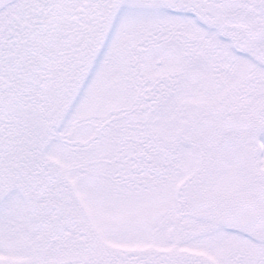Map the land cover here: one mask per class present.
<instances>
[{
  "label": "snow or ice",
  "instance_id": "6c2138e0",
  "mask_svg": "<svg viewBox=\"0 0 264 264\" xmlns=\"http://www.w3.org/2000/svg\"><path fill=\"white\" fill-rule=\"evenodd\" d=\"M0 264H264V0H0Z\"/></svg>",
  "mask_w": 264,
  "mask_h": 264
}]
</instances>
